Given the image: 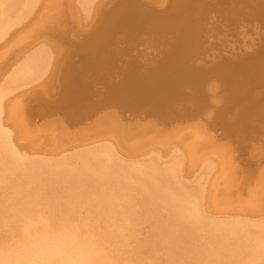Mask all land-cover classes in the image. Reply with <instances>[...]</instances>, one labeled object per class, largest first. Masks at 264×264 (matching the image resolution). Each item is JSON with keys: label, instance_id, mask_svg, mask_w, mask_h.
Returning a JSON list of instances; mask_svg holds the SVG:
<instances>
[{"label": "bare ground", "instance_id": "obj_1", "mask_svg": "<svg viewBox=\"0 0 264 264\" xmlns=\"http://www.w3.org/2000/svg\"><path fill=\"white\" fill-rule=\"evenodd\" d=\"M0 264H264V0H0Z\"/></svg>", "mask_w": 264, "mask_h": 264}]
</instances>
